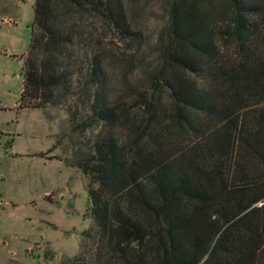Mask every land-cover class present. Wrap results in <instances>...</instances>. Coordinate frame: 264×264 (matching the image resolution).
<instances>
[{"label":"trees","instance_id":"obj_1","mask_svg":"<svg viewBox=\"0 0 264 264\" xmlns=\"http://www.w3.org/2000/svg\"><path fill=\"white\" fill-rule=\"evenodd\" d=\"M164 7L158 64L144 85L125 70L111 103L109 41L139 34L127 1L36 0L20 109L77 97L81 128L100 127L71 163L90 181L91 264H264V0Z\"/></svg>","mask_w":264,"mask_h":264},{"label":"rangeland","instance_id":"obj_2","mask_svg":"<svg viewBox=\"0 0 264 264\" xmlns=\"http://www.w3.org/2000/svg\"><path fill=\"white\" fill-rule=\"evenodd\" d=\"M126 1L139 34L131 49L109 41L118 53L108 62L111 103L126 94L125 70L133 67L137 85L147 81L159 62L167 20L165 0ZM35 5L0 0V264H91L99 235L89 210L90 181L71 163L78 150L91 147L100 127L81 128L86 117L77 97L68 106L20 109ZM125 127L123 119L120 134Z\"/></svg>","mask_w":264,"mask_h":264}]
</instances>
